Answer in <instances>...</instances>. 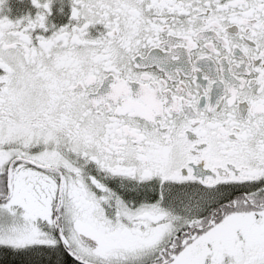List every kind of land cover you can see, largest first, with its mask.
Listing matches in <instances>:
<instances>
[{"label": "snow or ice", "instance_id": "6c2138e0", "mask_svg": "<svg viewBox=\"0 0 264 264\" xmlns=\"http://www.w3.org/2000/svg\"><path fill=\"white\" fill-rule=\"evenodd\" d=\"M0 264H264V0H0Z\"/></svg>", "mask_w": 264, "mask_h": 264}]
</instances>
